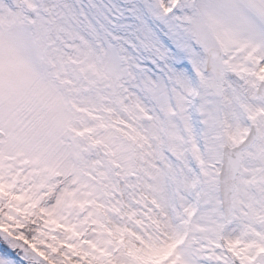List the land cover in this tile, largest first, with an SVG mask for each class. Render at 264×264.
<instances>
[{
  "label": "snow or ice",
  "instance_id": "1",
  "mask_svg": "<svg viewBox=\"0 0 264 264\" xmlns=\"http://www.w3.org/2000/svg\"><path fill=\"white\" fill-rule=\"evenodd\" d=\"M0 264H264V0H0Z\"/></svg>",
  "mask_w": 264,
  "mask_h": 264
}]
</instances>
